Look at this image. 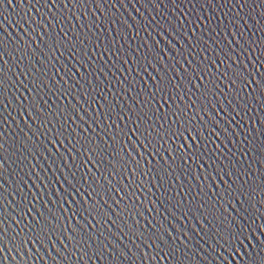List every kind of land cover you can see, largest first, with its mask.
I'll list each match as a JSON object with an SVG mask.
<instances>
[{"label":"snow or ice","instance_id":"snow-or-ice-1","mask_svg":"<svg viewBox=\"0 0 264 264\" xmlns=\"http://www.w3.org/2000/svg\"><path fill=\"white\" fill-rule=\"evenodd\" d=\"M16 2L18 5L22 4V0H16ZM28 2L33 8H37V5L46 8L56 23L53 24L52 19L44 17L53 28L52 33H48L45 29L47 39L38 31L39 28L44 27L42 20H36L31 16H25L22 20L16 21L24 33V35L20 33L17 35L18 40L12 39L11 34H7V40L5 35H0V121H2L0 127L8 121L5 113L12 103L8 94L11 88L15 87L11 77L16 74V66L10 67L5 56L14 59L15 51L22 61H27L26 68L21 70L27 73L25 81L21 84L28 95L24 96L21 93L24 103H20V97H16L17 111L25 127L38 141V143L33 142L25 132V140L19 142V147L27 153L23 159L28 160V166L31 168V171L26 173L27 180L20 178L16 182V190L21 193V198L9 201L11 192L3 183H0V264H35L32 251L28 248L29 243L36 249L44 264H48V261L40 251L41 248L47 252L53 264H73L72 257L77 253L80 255L76 264L80 262L88 264L89 259H92L95 264V260L89 253H93L94 245L96 256L101 255V248L107 251L105 241L112 245L118 257L125 261H134V264H140L139 257L143 258V264H165V261L167 264H190V261L185 258L187 253L177 251L176 241L179 240L180 245L191 250V246L181 238L191 240V237L187 231L181 233L179 229L174 236L168 227L171 225L175 228L169 217L180 220L182 223V217L188 216L195 217L202 229L204 222L213 227L215 234L212 236L211 243H208V247L215 253L213 257L215 262L220 260L222 264H226L225 258L231 261L233 256H239L247 247L253 251L251 254L244 251L248 260L243 264H264V244L259 241L256 245L251 243L253 238L256 239V231L252 228V224H256V221L252 220L250 224L248 219H244V217L249 219L252 217L251 206L245 208L243 205L249 203L247 196H252L256 191L250 183L252 181L249 175L251 165L245 166L244 160L237 159L244 155L245 144L247 153L256 151L261 159H264V139H262L264 118H261L264 117V71L260 70L264 68V65L259 63L261 59H264V37H261L259 42L244 39L241 43L236 40L233 33L236 47H233V42L225 43L224 41L222 46L221 42L213 39L215 43L213 48L205 37L208 36L209 31L215 34L216 30L208 25L201 30L203 21L198 14L194 20L190 21L187 16L183 20L175 15H172L171 19L165 16L166 23L156 22L154 27L155 37L159 36L160 39L155 38L151 43L146 40L143 45H138L134 50L137 58H133L131 51L126 52L123 46L117 47L120 40L127 43V37L115 27L119 18L111 10L106 11L104 7L110 4L111 8L115 9L116 0H63V2L62 0H34V2L28 0ZM189 2L193 9L197 7V0H189ZM211 2L212 0H208L209 4ZM5 3L11 6L13 0H0V9H3ZM119 3L120 6H125V0H119ZM147 3L158 7L157 0H144L142 6H146ZM171 3L180 6L184 0H171ZM226 3L232 4L233 7L244 8L249 0H226ZM93 4L100 10L103 17V19L96 17L97 30L101 24L104 26L105 22L112 24L118 38H114L112 34L104 36L93 32V21L86 19L85 11L86 7L90 10L89 6L92 8ZM258 6L264 7V5ZM102 7L103 11H101ZM53 9L56 11L53 12ZM39 10L37 8V12ZM64 11H71L77 23L80 22L78 13L85 12L88 31L83 32L84 25H81V33H76L73 26L69 29L72 32L70 37L61 26L60 34L63 36L61 39V35L56 34L54 30L57 26L63 25L64 19H68ZM0 15H3L2 11ZM261 16L264 18V13H261ZM152 19L155 21V17ZM186 21L187 27H185ZM69 23H71L70 19ZM149 27H152L151 23L147 24L145 30ZM258 31H264V27ZM0 32L5 33L2 22H0ZM172 33L182 37L187 42V46L180 44ZM136 35L139 36V32ZM33 36H41L43 46L36 44L39 55L33 50V44H35ZM165 36L171 37V41H175V44L169 40L165 43L162 38ZM8 40H11L14 46L11 51ZM161 42L165 43L166 48L159 47ZM176 44H180V49L176 48ZM173 48H175L174 52ZM205 50L212 54L211 57L204 54ZM197 51L198 56L194 54ZM169 52L173 55L169 56L167 54ZM66 54L76 63H68L70 67L66 65L61 67L69 79L76 74L80 75V80L75 82L79 85V92H76L73 85L63 77L61 78L63 85L55 83L54 76L52 84L49 82V72L56 68L53 60L58 63ZM89 54L92 57L98 56L100 61L104 60V56H108L109 60L115 57L112 67L117 72L120 71L117 65H120L121 57L127 56V59L123 60V66L129 65L131 61L132 67H123V72L127 70L128 75H131L133 71H136L138 76L139 69L142 68L152 81L150 87L143 86L138 91L135 85L140 84L139 80L133 78L132 83L129 84L125 76L124 81H127L130 87L126 90L118 86L113 96H104V102L99 105V112L90 117L92 124L94 123L97 129H100L91 136L85 135L87 130H81L80 127L81 124H87V128L92 130L91 125L81 115L82 111L87 113V108L81 106L78 101L76 104L53 103L49 106L44 99L48 93L56 95L59 99L61 95L67 97L75 92L76 96L83 95L85 101L90 102L95 109L97 89H93L89 97L88 89L93 88V81L85 76L77 65L84 67L86 72L91 67L93 71L103 73L104 67L97 68L96 65L91 64ZM41 56L46 58L47 62L45 59H40ZM244 56L248 57L247 62L244 61ZM29 57H34L41 67L37 68L36 63H33ZM165 59L168 61L167 65ZM149 68L152 72L148 71ZM71 69H75V73ZM59 72L60 68H56L57 75ZM115 75L116 73L113 72V76ZM124 81L117 78L115 84L121 85ZM97 83L99 84V81ZM45 89L48 91L45 92ZM16 90L19 91L18 88ZM121 91L128 92L136 107L120 105L118 101L113 103ZM253 104L255 109L252 107ZM256 109L259 110L258 114L253 115L252 112ZM101 113L104 115L103 120L100 119ZM25 115L31 119V124L28 123V119H25ZM77 119L81 122L80 124H77ZM17 126L19 127V122ZM100 132L110 133L111 144L108 140H101ZM241 133H244L243 141L239 139ZM3 138V132H0V180L5 181L7 171L5 163L9 157L6 155L7 149L2 142ZM117 144H120L119 149L116 147ZM65 145L67 149L64 148ZM209 145H212V148H209ZM229 145L232 147L229 148ZM57 147L63 151H57ZM137 147L140 151H137ZM45 153L53 159L54 163L48 164L51 175L45 174L41 177L35 171L37 165H33L32 160H35L37 156L45 158ZM215 153H220V156ZM81 156L86 159L80 160ZM153 156L159 157V160L153 159ZM221 156L223 159L220 158ZM78 160H80L79 163ZM85 163L92 165L87 171L82 170ZM129 164H131L130 168ZM192 166L196 169L194 178L199 180L195 186L199 188L196 195H192L191 200L186 199L183 202L174 197V203L173 199L169 200L165 195L164 200H160V204L163 206L167 200L169 207L164 209L167 216L152 206V209H155L160 216H164L165 222L162 223L160 219L153 217L147 221L149 227H142L136 218L144 217V211L141 210L144 201L137 202L132 197L137 196L145 184L151 183L152 187H157V181H159L158 188L164 189V193L167 192L166 182L171 186L173 181L185 191L186 186L180 183L181 178L187 180L188 176H192ZM261 169H264V165ZM178 170L182 175H177ZM122 173L127 174L126 187L129 191H125L120 181L114 179V177H122ZM137 173L141 178L139 182L136 180ZM33 175L45 189L40 194L39 201L35 193L26 195L20 187L21 184L27 186L28 180H32ZM225 175L231 184L224 179ZM241 175L247 179L237 186V181H234L232 177L236 176L239 180ZM145 177L151 180H145ZM217 177H219L220 187L214 194L208 195L207 200H203L205 190L209 187L207 182L217 181ZM201 178L203 183L200 182ZM261 178L264 179V174ZM153 181H155L154 184ZM32 183L35 185L36 181L33 180ZM53 184L56 185L55 188L52 187ZM213 185L217 188L215 183L211 185L212 188ZM36 186L39 188V185ZM187 187L191 193L192 187L190 185ZM117 193L120 195L113 200V196ZM237 193L244 198L243 203L240 210L236 212V216H230L225 210V204H230L234 196L237 199ZM125 197H127V203H125ZM197 197L201 198V202H197ZM36 202L42 203V208L37 209ZM113 205L116 211L110 218L108 213L112 211ZM261 206L264 207V203H261ZM152 209L148 208L145 211L151 213ZM177 212H181V215H177ZM77 217L83 223L77 222ZM260 219L264 220V214L260 216ZM120 221L123 223L117 228L130 242L128 253H131V256L117 248L109 238L115 237L123 243L121 237L108 227L109 222L116 226ZM102 228L107 229V235L101 230ZM193 231L196 229L193 228ZM259 233L264 236V225L259 226ZM196 234L200 236L199 232ZM200 238L204 239L202 236ZM57 241L63 247V251L61 247H57ZM49 244L56 256L49 251ZM132 246L137 251H133ZM113 261L114 264H120V260L115 257Z\"/></svg>","mask_w":264,"mask_h":264},{"label":"water","instance_id":"water-1","mask_svg":"<svg viewBox=\"0 0 264 264\" xmlns=\"http://www.w3.org/2000/svg\"><path fill=\"white\" fill-rule=\"evenodd\" d=\"M34 2V0H33ZM63 2V0H62ZM144 3V0H125V6H120L119 0H116L117 7L115 9H112L110 4L104 5L105 10H111L113 13H115V16L119 18L116 22V29L118 31H122V35H125L127 37V43H125L124 40H120V44L117 45V47L123 46L125 51H131L133 58H137L136 51H134L138 45H143L144 42L147 40L149 43L152 41L154 42L155 38L156 40H159L160 37H155V30L154 27H156V22H165L164 17L168 16L169 19H171L172 15L177 16L181 20L187 16V19L194 20L197 16L202 19L203 23L201 24V30L204 29L205 25H208L210 28H215V34H213L211 31H209V34L206 39L209 40V44L212 45L213 48H215V43H213V39L216 41L221 42L223 46V42L227 43L233 42V47H236L235 42L233 41V33L235 34L236 40H239L241 43H243L244 39H247L249 41L257 40L259 42V39L261 37H264V31H258L261 27H264V18H262L261 13H264V7L258 6V5H264V0H249V3L246 7L240 8L239 6L233 7L232 4L226 3V0H212L211 4L208 3V0H197V7L195 9L192 8V4L189 2V0H184V3H182L180 6H177L175 4L171 3V0H157L158 7H153L151 3H147L146 6H142ZM202 7H201V6ZM90 10L85 9L87 17L89 21H93V32H97V35L103 34L104 36H111L113 35L114 38L116 37V30L113 29L112 24H108L105 22L104 26L101 24L99 27V30H97L95 21L96 17H101L100 10L95 8V5L91 6ZM37 8H39V12H37ZM37 8H33L32 5L28 2V0H22V4H17L16 0H13V3L11 6L7 5L5 3L3 9H0V11L3 12V15H0V22L3 23L4 26V32H0V35H5V39L7 40V34H11L12 39L18 40L17 35H24L23 30L19 27V25L16 23L17 20H22L25 16H31L35 18L36 20H42L44 27L39 28L38 31L41 33V35L44 36L45 39H47V35L45 34V29H47L48 33L53 32L52 26L48 23L47 19H44V17H49L52 19L51 15L49 14L48 10L44 7H41L40 5H37ZM30 10V11H29ZM56 9H53V12H55ZM63 11V10H62ZM101 11H103V7L101 8ZM93 13V14H92ZM80 15V22L77 23L76 18L71 15V11H64V15L68 17V19H64L63 25L57 26L55 28V33L58 35H61V39L63 38L62 34H60V27H64L65 32L68 33L70 37H72V32L69 31L73 26H75V32L81 33V25H84L83 32L88 31L87 27V21H85V12L78 13ZM153 17H155V21H153ZM63 18V17H62ZM69 19L71 20V23H69ZM103 19V17H101ZM233 20H235V23H233ZM52 23L55 24V19H52ZM148 23L152 24V27H149L147 30H145V27ZM175 23V21H174ZM199 23V21H197ZM177 24L179 25V21H177ZM185 27H187V21L185 22ZM195 27V25H193ZM25 28H27V25H25ZM223 29V31L221 30ZM159 31V29H157ZM139 32V36L136 35V33ZM150 33H152L150 35ZM162 35V34H161ZM189 35H191L189 33ZM172 36L180 43L187 46V42L180 37L179 35L172 33ZM165 41V43L171 41V37L165 36L162 37ZM25 39H28V37H25ZM32 39L35 40V44H33V50L37 51V55H39L38 49H36V44H41V36H33ZM175 44V41H171ZM97 43H99V40H97ZM164 42H161V45H159L160 48H166ZM180 44H176V48L180 49ZM8 46L9 50L11 51L13 49L12 41L8 40ZM41 46H43L41 44ZM95 50V49H94ZM175 51V48H173V52ZM211 51V49H210ZM237 51H239V48H237ZM169 56L173 55V53L169 52L167 53ZM198 56L197 53H194ZM206 56L211 57V53H209L207 50H205L204 53ZM259 55V54H257ZM57 56H59V53H57ZM13 58H10L8 56H5V59L9 61L10 67L15 65V75L12 76V80L15 82V87L11 88V91L9 92L8 96L9 99L12 101L11 105L8 107L7 112L5 115L8 116V121L6 124H3V127H0V132H3L4 138L3 143H5V147L7 149L6 155L9 157L7 162L5 163V168L7 169L5 173V181L0 180V183H3L5 188H8L11 192V195H9L8 199L9 201L19 200L21 198V193L16 190V182L18 179L23 178L27 180L26 173L31 171V168L28 166L29 162L28 160H24L23 156H26L27 153L24 152L23 148L19 147V142L25 140L24 133L27 132L28 136L32 138L33 142H37L36 137L32 135V132L29 131L27 127L24 125V121L20 119V116L18 114V105L16 101V97H20V103H24V98L21 96V93L24 94V96L28 95L27 90L22 86L21 82L25 81V76L27 75L26 71L22 72V69L26 68L27 61H22L21 58L16 54V52H13ZM39 58V56L37 57ZM127 59V56L121 57V63L120 65H117V68L120 69L119 72L116 71L115 68L112 67L113 62L116 60L115 57L112 58V60H109L108 56H104V60L100 61L97 57H92L91 54H89V60L91 61V64L96 65L97 68L104 67V72L101 73L99 71H93L91 67L88 68V71H85L84 67H81L80 65H77V67H80V71L85 74V76H88L93 81V88L88 89L89 97L93 91V89H97L96 91V98H97V104L94 109L92 108L90 102H86L83 95L76 96L75 92L73 95L70 96H59V99L56 95H52V93H48V96H45L44 99L47 101L49 106H52L53 103L55 104H67L69 102L76 104V101L79 102L81 106L84 108H87V113L81 112V115L84 120L87 121L89 125H91L92 130L87 128V124H81V130L86 129L85 135H94L95 132L100 131V129H97L96 125L93 123L90 119V117L95 116L97 112H99V105L104 102V96L111 97L116 93L117 87H123L126 90L130 85H128L127 81H124V77L127 76L129 84L132 83V79L135 78L139 80L140 84L135 85L137 90L143 86L150 87L152 81L151 78L148 76L147 73L144 72V70L141 68L139 69V73L137 76L136 71H133L131 75H128L127 70H124L123 67H129L131 68V61H129V65L123 66V60ZM191 58V57H190ZM199 58V57H198ZM29 59H32L33 63H36V59L34 57H29ZM40 59H45V62H47L46 58L40 57ZM248 57L244 56V61L247 62ZM53 63L56 64V68H60V72L57 75L56 74V68H53L49 72V82L52 84V77L54 76L55 83L63 85L62 77L63 79H67L69 84H72L75 91L79 92V85H77L75 82L77 80H80V75L76 74V76H72V79H69L67 75H65L64 69L61 67L62 65H66L70 67L69 64H75L76 61L73 60L71 57H67V54L64 58H61L60 61L53 60ZM69 63V64H68ZM260 65H264V59L260 60ZM165 64H168L167 59H165ZM106 65V66H105ZM36 67L39 68L41 65L39 63H36ZM111 69V71H109ZM73 73H75V69H71ZM261 71H264V68L260 69ZM149 72H152V69H148ZM113 72L116 73L115 76H113ZM89 73L91 75L89 76ZM71 75V74H70ZM153 75L155 73L153 72ZM117 78H120L121 81H124V84L118 85L115 84V81ZM256 79H259V77H256ZM99 81V84L97 83ZM81 83H85L84 81H81ZM225 83H227L225 81ZM115 84V86H114ZM59 86V85H58ZM87 87V85H86ZM19 89L17 91L16 89ZM102 89V90H98ZM48 90L45 89V92ZM146 95V94H145ZM223 99V97H221ZM118 101L120 105H128L131 107H136L134 104V101L129 96L128 92L121 91L119 93V96H116V99L113 100V103L115 104ZM7 103V101H6ZM41 107L43 108V104H41ZM252 107L255 109V104L252 105ZM217 111H219V107L217 106ZM258 109H256L254 112H252L253 115L258 114ZM8 113H11V115H8ZM214 115V113H213ZM223 115V113H221ZM15 117V119H13ZM104 115L103 113L100 114V119L103 120ZM264 118V117H261ZM25 119H28V123L31 124L32 121L25 115ZM19 122V127L17 126V123ZM2 123V121H0ZM71 123V122H69ZM81 122L77 119V124H80ZM51 127V125H49ZM75 127V125H73ZM102 127V125H101ZM23 130V131H22ZM239 130V129H238ZM246 130V129H245ZM77 131L79 132L80 129L78 128ZM83 134V133H82ZM101 140L107 141L111 144L110 133L106 134L105 132H100ZM244 133H241V137L239 138L241 141H243ZM43 139V137H41ZM264 139V137H262ZM133 146L135 147V143L133 142ZM240 146V145H237ZM117 149L120 148V144L116 145ZM232 145H229V148H231ZM65 149H67V145L64 146ZM209 148H212V145H209ZM19 149V151H17ZM57 151H63V149H60L57 147ZM137 151H140V149L137 147ZM150 151V150H149ZM23 153V155H21ZM167 155V154H165ZM215 155L220 156V153H215ZM147 158V157H146ZM155 160H159V157H152ZM223 159V157H220ZM31 159V157H29ZM79 159V155H78ZM83 156L80 157V160H84ZM237 159L244 160L245 166L251 165V171L249 172V175L252 177V187L256 189L255 193L252 196H247V199L249 201L248 204H244L243 206L245 208H249L251 206V219L244 217L245 220L248 219V222L251 224L252 220L256 221V224H252V228L256 231L255 236L256 239L253 238L251 243L253 245H256L257 242H261L264 244V236H261L259 233V226L264 225V220L260 219V216L264 214V207L261 206V203H264V179H262V171L264 169H261V166L264 165V159H261V156L256 151H250L247 153V145L245 144V153L243 156L237 157ZM78 160V163L80 162ZM39 162V163H37ZM54 163L53 159L51 157L47 156V153H45V158H40L37 156L35 160H32L33 165H37L35 171L40 174L41 177H43L45 174L51 175V171L48 169V164ZM179 163V162H177ZM210 163V161H209ZM88 167H92L91 163L89 165L87 163L84 164L83 171H87ZM128 167H131V164L128 165ZM193 168V174L192 176H188L187 180H184L183 177L181 178V184L185 185V191L180 189V185H176L175 181H173V185H169L167 182L165 184V187L167 188V192L164 193V189H159V181H157V187H152L151 183L145 184L143 189H140L137 193V196H133L132 199L137 200V202L144 201L143 208H141L142 211H144V217L140 218L137 216V220L140 222L142 227H149L147 224L148 220H151L153 217H156L157 219H160L162 223H164V216H167V213L164 212V209L169 207L167 200H165V203L163 206L160 204V200L163 201L165 198V195L168 196L169 200L173 199V203L175 202L174 197L176 200H181L182 202L186 199L191 200L192 195H196V193L199 191L198 187H195L197 183H199L198 179H195L196 177V169L195 166H192ZM23 169V171H21ZM93 171H95V168H93ZM58 175V173H57ZM177 175H182L181 172H177ZM123 177V178H122ZM122 177H114V179H118L120 181V184L122 187H125V191H129V189L126 187L127 184V174L122 173ZM140 176L137 173L136 180L140 181ZM145 180H151L149 177H145ZM224 179L228 181L229 184H231V181L228 180V177L225 175ZM232 179L234 181H237V186L240 184H243L245 179L247 177H243L241 175L240 179L237 180L236 176H233ZM35 180L36 184L34 185L32 181ZM201 183H203V178H201ZM219 177H217V181L215 180H209L207 183L209 187L205 190L206 194L203 197V200H207L208 195L214 194L215 191L220 187L219 185ZM153 184L155 181L152 182ZM215 183L217 188H215V185H213V188L211 185ZM39 185V188L36 186ZM187 185H190L192 187V192L190 193L188 191ZM20 187L23 189V193L26 195H31L32 193H35L37 195V199L39 201L40 194L45 191L44 186L40 184V181L37 179L35 175L32 176V180H28L27 186L24 184H21ZM53 188L56 187L55 184L52 185ZM135 187V185L133 186ZM152 187V188H151ZM221 187H223V184L221 183ZM29 189H31V192H29ZM119 193L117 195L113 196V200L118 198ZM237 199L235 196L232 198L230 204H225V210L228 212L230 216H236V212L240 210L241 204L243 203V197L239 196V193L236 194ZM158 197L160 199H158ZM47 197L45 196V200ZM127 197H125V203H127ZM197 202H201V198L197 197ZM261 202V203H258ZM109 203L111 204L112 201L110 200ZM152 206L156 207L160 212H164V216H160L158 212L155 209H152ZM13 207H15L13 202ZM37 209L42 208V203L36 202ZM122 207V205H121ZM152 209L151 213L149 211H145L147 209ZM10 211V209H9ZM110 211V210H109ZM116 208L115 205H113L112 211L108 213L109 217L111 218L112 215L115 213ZM119 211V209H117ZM222 211V210H221ZM177 215H181V212H177ZM115 218V216H113ZM77 222L83 223V221H80L77 217ZM172 224L175 225V228H172L171 225H168L170 230L173 232V235L175 236L177 234V229L181 233L187 231L189 237H191V240H188L187 238L181 237L185 240L186 244H189L191 246V250L185 249L183 245H180L179 240L176 241V244L178 246L177 251L180 252H186L187 256L185 257L187 260L190 261V264H222L220 260H215L213 257L215 256V253L212 252L211 248L208 247V243H211L212 236L215 234L214 229L211 225L204 222V228L202 229L200 227V224L197 223V220L195 217L188 216V217H182V223L180 220L172 219L169 217ZM209 219L211 220L212 217L210 216ZM201 222H203V218L201 217ZM123 223V221L118 222L116 226L112 225L109 222L108 227L111 228L113 232H116L117 235L121 237L123 240V243H121L120 240H117L115 237H109L113 243L117 246V248L122 249L125 253H128V246L130 242L123 236V233L119 232V229L117 227L120 226V224ZM153 223H155V220H153ZM215 223V222H214ZM13 227H15V224H13ZM193 228L196 229V231H193ZM102 231L105 232L107 235V229L102 228ZM149 231H151V228H149ZM197 232L200 233V236H197ZM204 237L202 240L200 237ZM67 240H65V244H67ZM105 245L107 246V251H104L103 248L100 249L101 255L96 256L95 255V245L93 246V253H89L90 256L93 257L95 260V264H114L113 258L120 260V264H134V261H125L124 259L118 257L116 255V250L112 247L111 244H108L107 241H105ZM37 247H40L37 245ZM57 247H61V250L63 251V247L59 244L57 241ZM28 248L32 251V256L35 264H44L43 260H40L39 255L36 252V249L32 247V244L29 243ZM133 251H137V249L132 246ZM258 250V249H257ZM40 251L44 254L45 260L48 261V264H53V261L48 257L47 252L44 251L43 248L40 249ZM49 251H52V255L56 256V253L54 250H52L51 244H49ZM145 251H148V249H145ZM154 251V250H153ZM244 251L248 252L249 254L252 253L253 249L245 247L244 250L239 254V256H233L231 261H228L227 258L226 264H243V262L248 260V257L244 255ZM15 254V253H14ZM25 258H27V253L24 254ZM79 253L76 254V256L72 257L73 264H76L77 259L79 257ZM129 256H131V253H128ZM163 255V253H161ZM19 259V257H17ZM140 264H143V258L139 257ZM231 259V257H229ZM82 264V262H80ZM88 264H93V260L89 259ZM165 264H167V261H165Z\"/></svg>","mask_w":264,"mask_h":264}]
</instances>
